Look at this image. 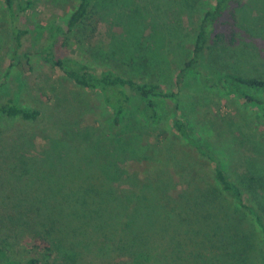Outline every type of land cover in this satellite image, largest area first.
Segmentation results:
<instances>
[{
	"label": "rangeland",
	"instance_id": "obj_1",
	"mask_svg": "<svg viewBox=\"0 0 264 264\" xmlns=\"http://www.w3.org/2000/svg\"><path fill=\"white\" fill-rule=\"evenodd\" d=\"M34 1L31 11L20 15V24L30 33L15 61L10 12L0 0V94L16 96L21 104L42 112L35 122L7 123L0 130V241L6 251L5 262L27 256L24 241L34 233L35 214L23 201L33 198L41 188L38 174L42 170L48 172L57 166L59 172L51 173L59 177L66 163L72 165L71 172L79 167L94 175L102 169L112 171L119 178L112 183L116 194L128 197L138 188L139 177H144L135 171L145 167L137 161L156 162L162 156L158 136L162 131L171 133L175 115L176 102L159 99L156 102L162 123L150 126L143 119L142 101L134 100L126 121L116 127L97 92L75 86L58 69L44 63L37 52L49 25L56 22L65 27L79 0ZM209 6V0H99L85 29H78L69 42L62 39L57 54L81 58L97 72L112 69L126 76L152 78L174 89L176 75L197 36L202 13ZM235 7L240 19L238 42L250 45L256 57L264 56V0H241ZM141 56L149 59L148 67H128V60ZM227 60L231 65L238 63L230 57L223 61ZM243 61L240 69L264 73L262 59ZM198 81H185L179 97L181 115L191 121L198 138L214 150L226 172L256 203L242 181L247 179L248 165L264 155V122L237 98ZM169 146L185 167L200 161L178 140ZM161 165L162 161L150 179L168 183L169 172ZM197 168L212 181L209 165ZM124 169L127 172L123 173ZM125 202L114 204L120 214L110 228L109 240L98 243L90 236L82 242L87 248L82 253L58 249L59 253L55 250L57 255L47 257L44 264H120L127 259L129 254L113 247L117 231L129 215ZM87 239L91 242H84Z\"/></svg>",
	"mask_w": 264,
	"mask_h": 264
},
{
	"label": "trees",
	"instance_id": "obj_2",
	"mask_svg": "<svg viewBox=\"0 0 264 264\" xmlns=\"http://www.w3.org/2000/svg\"><path fill=\"white\" fill-rule=\"evenodd\" d=\"M98 1L79 0L65 27L56 22L49 25L37 49L41 60L58 69L75 86L97 92L116 127L124 124L134 100L142 101L143 119L150 126L162 123L156 101L174 100L171 133L160 132L157 146H162V156L156 162L136 159L145 165L143 169H134L144 179L137 175L140 180L130 195L132 201L130 196L116 194L112 183L119 178L115 172L102 169L95 170L94 175L82 167L71 172L72 165L66 163L59 177L51 173L59 172L55 170L57 166L50 167L48 172L42 170L38 174L41 188L33 198L23 201L26 209L35 214L34 233L24 241L27 256L5 262L6 251L0 241V264H44L47 257L57 255L55 250L59 253L58 249L82 253L87 249L82 242L90 236L98 243L109 240L110 228L120 214L116 205L124 200L128 201L125 203L129 215L117 231L113 247L129 255L120 264H264V155L248 165L247 179L242 181L252 192L254 203L226 172L214 150L198 138L193 124L182 117L179 108L185 81L197 78L204 87L237 98L264 122V73L251 74L240 69L239 64L250 59L264 61V56L256 57L250 45L243 46L237 40L240 19L235 4L241 0H209L190 54L176 75L174 89L152 78L126 76L112 69L97 72L81 58L58 56L60 41L69 42L78 29H85ZM34 2L4 0L11 17L15 61L30 33L20 24V15H27ZM229 57L238 63L223 61ZM127 65L133 70L140 65L148 67L149 59L141 56L128 60ZM41 115V110L21 104L16 96L0 94V130L3 124L35 122ZM173 140L189 147L200 161L183 166L169 146ZM58 146L63 147L60 143ZM160 161L169 172L168 183L150 179ZM200 165H209L211 182L201 175L197 168Z\"/></svg>",
	"mask_w": 264,
	"mask_h": 264
}]
</instances>
